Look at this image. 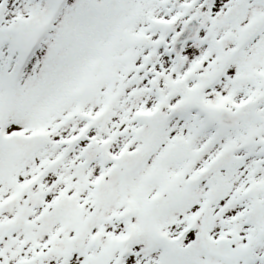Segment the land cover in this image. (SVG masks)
Listing matches in <instances>:
<instances>
[{"label":"snow or ice","instance_id":"snow-or-ice-1","mask_svg":"<svg viewBox=\"0 0 264 264\" xmlns=\"http://www.w3.org/2000/svg\"><path fill=\"white\" fill-rule=\"evenodd\" d=\"M0 264H264V0H0Z\"/></svg>","mask_w":264,"mask_h":264}]
</instances>
